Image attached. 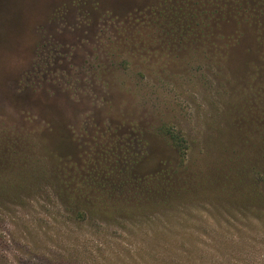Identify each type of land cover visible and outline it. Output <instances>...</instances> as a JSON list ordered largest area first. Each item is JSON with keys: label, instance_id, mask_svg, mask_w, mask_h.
I'll list each match as a JSON object with an SVG mask.
<instances>
[{"label": "rangeland", "instance_id": "374dc122", "mask_svg": "<svg viewBox=\"0 0 264 264\" xmlns=\"http://www.w3.org/2000/svg\"><path fill=\"white\" fill-rule=\"evenodd\" d=\"M0 264H264V0H0Z\"/></svg>", "mask_w": 264, "mask_h": 264}, {"label": "trees", "instance_id": "16d2710c", "mask_svg": "<svg viewBox=\"0 0 264 264\" xmlns=\"http://www.w3.org/2000/svg\"><path fill=\"white\" fill-rule=\"evenodd\" d=\"M171 139H172L174 145L177 146L176 148H178V150H180V153L184 154L185 150H182L183 149V145H184V140L179 138V137H177L176 135H173V134L171 135ZM165 173L166 174L169 173L168 169H166ZM136 182L139 183L138 181H136ZM140 186H142V185H140ZM140 189H143V187L140 188ZM152 189L155 190V188H152ZM71 196L72 197H70V199H72L75 202L79 203L78 206H85V205L90 203V197H88L85 193L82 196H80V197H78L76 195H71ZM110 199H111V197H108L107 198L108 202L103 204L102 206H99V207H101V210H102L100 212L103 215H106V213L104 211L105 210L104 208H107L110 205H111V208H116V205H114L113 201L110 200ZM70 202H73V201H70ZM101 203H103V202H101ZM153 203L155 204V201ZM74 204H75L74 202L73 203H69V202L65 201L64 204L61 205V207L63 208V210L68 215H71L73 217L75 222L83 224V223H85L88 220V217H93V213L88 212L89 209H86L85 207L79 208V207H77ZM116 209H117V211H120L121 208H118V206H117ZM100 212H98V213H100Z\"/></svg>", "mask_w": 264, "mask_h": 264}]
</instances>
